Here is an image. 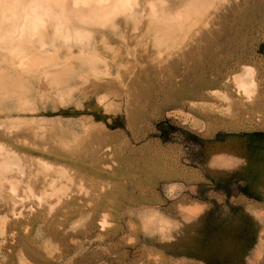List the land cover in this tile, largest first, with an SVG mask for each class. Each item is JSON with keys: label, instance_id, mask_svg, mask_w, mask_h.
I'll use <instances>...</instances> for the list:
<instances>
[{"label": "rangeland", "instance_id": "374dc122", "mask_svg": "<svg viewBox=\"0 0 264 264\" xmlns=\"http://www.w3.org/2000/svg\"><path fill=\"white\" fill-rule=\"evenodd\" d=\"M72 2L66 9L51 7L46 23L33 25L39 31L31 26L17 37L0 35V123L44 132L37 143L11 141L21 144L27 163L19 191L25 193L30 180L33 192L16 205L7 192L0 196V264H264V199L234 195L230 201L246 208L233 212L224 203L233 185H250L264 197V137L253 135L264 132V0L235 1L240 7L230 2L223 12L226 25H215L218 36L197 44L193 61L154 77L130 74L131 64L145 69L152 63L156 37H176L178 51L191 20L199 15L203 22L218 0L117 4L113 13L92 18L109 30L82 34L91 42L90 53L62 42L82 26ZM124 12H132L135 23L125 22ZM86 55L91 71L82 67ZM246 68L254 71L252 95L234 81ZM126 79L138 86L130 94ZM160 123L167 127L166 140ZM189 133L197 135L190 146ZM45 161L78 172L72 171L62 203L49 197L59 205L49 218L39 214L48 201L38 198L51 180H59L54 171L42 178L39 163ZM21 202L29 210L25 217L16 216ZM146 209L157 210L151 213L154 225L163 220L160 213L189 224L174 242L161 244L146 238L132 215H147Z\"/></svg>", "mask_w": 264, "mask_h": 264}, {"label": "bare ground", "instance_id": "6f19581e", "mask_svg": "<svg viewBox=\"0 0 264 264\" xmlns=\"http://www.w3.org/2000/svg\"><path fill=\"white\" fill-rule=\"evenodd\" d=\"M68 1L69 0H18V2L21 4V11H20V14L15 19H6V18H3V17H0V35L3 34L4 36H8V37H17L19 35H22L23 32L27 28H29L31 26L34 28V30L39 31L40 28L38 29V28H35V27L46 23V19H47L46 17L49 16L48 12L51 9V7L58 6L60 8L66 9L68 7ZM235 1H238V0H227V2H226V0H218V2L216 4L217 6L214 4L216 6V9L212 8V9H214V11L208 17H206V18L204 17V20L201 23H199L200 16L198 15V17H197V15H196V17H194L191 20L190 24L185 28L186 30L183 31L182 36L179 38L178 42L181 43V45H180V49L178 51L173 49L174 48V43L177 42V40H176L177 38L176 37L168 36V35L162 36V37H156L154 39V43H153L154 46H155V49L152 52V54L149 55L150 57H152V63L145 64V66L146 65H149V66H146L145 69H142L144 67V65L143 66H139V65L136 64V62H135V64H131L128 61V63H130L132 65L130 67L133 68V70H132V68H130L129 65H127L128 68H130L131 71H132V72H130V70H129L130 74L131 73H135V72H141V74L143 73V75H147L148 76V75L152 74V76L154 77V75L157 76V75H160L161 73L165 72L166 68H171V70H175L176 68H178L179 64H182V65L186 64L185 62L187 60L191 59L190 57H192L193 52L196 50L197 44L199 46L200 43H203V44L206 43V42L209 43L210 41H212L214 38H216L218 36V34L216 35V32L214 31L213 28H215L214 26L217 25V24L218 25H222V24L226 23L225 21L227 20L226 19L227 15L225 13H223V12H225L224 11L225 9H228L227 5L230 2L236 3ZM116 5L117 4H113L111 6V8H109V7H104V6H100V5H92V4H86V3H75V4L73 3L74 12H75V18H77L78 20H81V21H83V20L85 21L86 19H92L95 16L97 17L101 12H103L105 10L110 12V13H113V11L116 8ZM235 5L239 6V3L237 2ZM215 6H213V7H215ZM231 6H232V4H231ZM41 10H43L44 13ZM103 15L104 14H102L100 16V18ZM142 22H144V20ZM179 22H180V24H182V20H180ZM142 24H144V27H145L146 24L145 23H142ZM141 27L142 26H140V31L142 32ZM127 30H128V28H127ZM126 32H128V31H126ZM141 32L140 33L137 32L139 35H135L134 37L140 36ZM133 35H131V36H133ZM142 35H144V34H142ZM142 35L140 37L141 39L136 38L138 40V41L135 40L137 43H139V41L143 39ZM186 35L188 36L187 37V42H185V36ZM131 36H129V38ZM128 40H130V39H128ZM135 41H134V43H136ZM137 43L135 45H137ZM183 45L185 46L184 48H183ZM210 46H212V45L210 44ZM148 49H146V50H148ZM149 50H151V49H149ZM116 51L118 52L119 50H116ZM142 51H144V49ZM197 51H198V49H197ZM119 52H121V50ZM135 52H136V50H135ZM132 55H133V53H132ZM137 55H139V54H137ZM113 56H114V54H113ZM135 56H132V57L135 58ZM174 56H175V60H172L171 62H169V65H166L165 62L167 60H169V58L174 57ZM128 57H126L124 59H127ZM132 57H131V59H132ZM110 58L111 59H109V60H113L112 57H110ZM146 59H147V57H146ZM140 60H142V59H140ZM124 62H123L124 65L127 64V63H124ZM137 62L139 63V60ZM132 63H134L133 60H132ZM140 64H141V62H140ZM142 64H143V61H142ZM194 64H196V63H193V65ZM134 65L135 66L137 65V67H139V69H135L136 67L134 68L133 67ZM189 68H191V67H189ZM124 69H126V68H124ZM124 76H125V74H124ZM126 80H128V79H126ZM129 80H128V82L130 84L127 87L126 90L130 94V91L133 88L138 87V86H137L136 82H133L131 80L129 81ZM234 81H235L236 85L241 90H243V92L246 93V94H251L256 89V82H255V79H254V71L251 70L250 68H246L242 75L235 76L234 77ZM100 85H102V83ZM139 85H141V84H139ZM142 86H143V83H142ZM86 88H87V86H86ZM115 88H117V87H115ZM118 89L119 88H117V90ZM86 90H85V92H86ZM84 95H85V93H84ZM247 98H249V97H247ZM130 102H131V99H130ZM43 133L44 132L36 131V130L31 129V128L16 129L15 127H8L4 123H0V136H1L0 138L3 137L5 139V141H9V143L7 145L5 144V141L4 142H2V140L0 141V154H1V157H0V196H3V194L5 192H7L9 194L8 196L14 202L15 205L18 202H20V200L22 201L24 196H27L29 192H30L29 194H31L33 192V188H32L31 182L29 184L30 180H28V182H27L28 183V190L25 193H22V194L19 191L20 184H21V182L24 179V175H25L26 167H27L26 166L27 163H26V161H24L25 159L20 155V151H21V148H20L21 146L20 145L21 144H22V146H23V144L28 145L29 142H27V140H29V139L30 140L31 139H35L33 141L37 143L38 140L36 138H41L42 136H44ZM11 141H15L17 143L20 142L21 144L19 143L20 145H19V147H17V146H14V144H12ZM60 144L63 147H65L67 143L66 142H61ZM103 146H105V145H103ZM31 147H33V146H31ZM107 147H109V146L107 145ZM101 149H102V147H101ZM109 149H110V147H109ZM100 152H101V150H100ZM98 155H97L96 158H100V156L102 154H100L99 157H98ZM67 157L73 159V157H70V156H67ZM74 159H76V158L74 157ZM100 160H102V158H100ZM23 161L26 163V165H25V163ZM51 164H50V161H49V163H48V161L39 163V167L41 168V170H39V171H41L43 173V177L42 178L47 179L48 176L52 175L50 172L54 171L55 173H57V174H55L58 177L57 180H59V182H54V180H51L50 189H46L45 188L44 190H42V192L40 193L39 198H38L40 200L41 204H43L42 202H44V201L45 202L48 201V203L45 204L46 205L45 207H44V205H42L43 206V210H41V212L39 213L40 216L45 215L48 218L50 217V214L53 212V208L57 205V203L59 204L61 201H63L65 199V197H66L65 195L68 193V190H69L68 181H71L72 179H74V177H73L74 174H72V171L74 170L73 166H72L73 167L72 170L70 171V168H68L66 165H62V164L61 165H59V164L51 165ZM78 166L75 167V168H77V169H79L81 171V167H78ZM74 171H73V173H74ZM75 173L78 174V172H76V171H75ZM79 193H80V191H79ZM54 196L57 198V201H56L57 203H55L53 201H50L51 198L49 199V197L53 198ZM32 197H31V199H32ZM70 201H73V200H70ZM21 203H23V202H21ZM41 204H39V205H41ZM20 205L21 206H20L19 209H17V212L14 209L15 212L17 213L16 216L17 217H23V216L25 217V214H26L25 211H29V210H28V208H26L24 203L20 204ZM57 206H59V205H57ZM25 209H27V210H25ZM102 216H103V218L101 219V223L100 224H101V226L105 227V226H107L109 224V221L107 220V217H106L107 215L105 213ZM46 219H44V220H46ZM89 221H90V219H89ZM86 224H88V223H86ZM93 225H94V223H93ZM25 227H26V225H25Z\"/></svg>", "mask_w": 264, "mask_h": 264}, {"label": "clouds", "instance_id": "9594fccd", "mask_svg": "<svg viewBox=\"0 0 264 264\" xmlns=\"http://www.w3.org/2000/svg\"><path fill=\"white\" fill-rule=\"evenodd\" d=\"M132 0H73V3H86L92 5H100L104 7H109L113 4H127L131 3ZM21 11V4L18 0H0V17L6 19H15ZM122 18L127 23H135L134 14L132 12L122 13ZM121 17L115 18L111 23H116L120 20ZM81 25H78L74 31H70L64 38L63 44L68 46L70 49H79L82 53L91 52V42L83 39L82 34L91 33L93 36L101 31H106L110 29V25H105L104 23L97 22L92 19H86L81 22ZM82 67L88 71L92 70V65L87 62V55L85 61L82 63ZM155 209H146L147 215L140 213H132V215L137 219V222L140 224L141 231L148 239H156L159 243H171L177 239V233L181 231L186 224L182 219H176L173 217H168L163 213L159 215L163 217V220L160 221V225H154L152 220V212H155ZM166 222V223H165ZM193 222V221H192ZM179 223L180 228H176L173 225ZM191 223V222H190ZM154 227H158L159 230H153ZM170 228V230H169ZM168 237H171L170 239Z\"/></svg>", "mask_w": 264, "mask_h": 264}, {"label": "trees", "instance_id": "16d2710c", "mask_svg": "<svg viewBox=\"0 0 264 264\" xmlns=\"http://www.w3.org/2000/svg\"><path fill=\"white\" fill-rule=\"evenodd\" d=\"M259 52L264 55V44H262L260 46ZM158 129L161 132L160 136L163 139L166 140L167 137L164 134H166L165 132H166L167 127H166L165 123L158 124ZM196 137H197V135L194 134V133H189L188 134V140H187V143L189 144L188 146H190V144H192V142L195 140ZM251 188L252 187L250 185H248V186H240V187H234V185H233V187L229 186V188L225 190V193L227 194V198L224 200V203L233 212V211H237V210L246 208L245 204L238 205V204L232 203L230 201V198L233 195L244 194V195H246V196H248L250 198H255V199H258V200H263L264 199V197L261 196L260 193L252 190ZM209 212H211V211L209 210ZM255 237H256V235H253V237L251 238L252 239V241H251L252 245H253V243H255ZM170 257H171V259H174L172 255H170ZM207 264H217V263H213V262L209 261V262H207Z\"/></svg>", "mask_w": 264, "mask_h": 264}, {"label": "crops", "instance_id": "0c3cea01", "mask_svg": "<svg viewBox=\"0 0 264 264\" xmlns=\"http://www.w3.org/2000/svg\"><path fill=\"white\" fill-rule=\"evenodd\" d=\"M240 195V194H239ZM234 196V195H233ZM233 196H231V197H233ZM243 196H245L244 194H243ZM224 197L225 198H227V194L224 192ZM246 197V196H245ZM99 263V261H94V262H92V263H90V264H98ZM77 264H89V262L87 261V260H80Z\"/></svg>", "mask_w": 264, "mask_h": 264}, {"label": "flooded vegetation", "instance_id": "af4514ba", "mask_svg": "<svg viewBox=\"0 0 264 264\" xmlns=\"http://www.w3.org/2000/svg\"><path fill=\"white\" fill-rule=\"evenodd\" d=\"M260 48V47H259ZM263 55V54H262ZM253 135H261L262 137H264V132H257V133H253ZM246 196V195H245ZM246 197H248V196H246ZM248 198H250V197H248Z\"/></svg>", "mask_w": 264, "mask_h": 264}]
</instances>
